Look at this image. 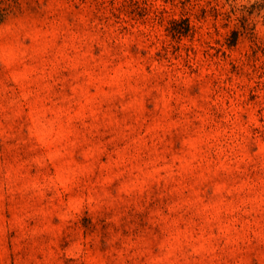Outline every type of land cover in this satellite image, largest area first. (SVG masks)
<instances>
[{
	"label": "rangeland",
	"instance_id": "374dc122",
	"mask_svg": "<svg viewBox=\"0 0 264 264\" xmlns=\"http://www.w3.org/2000/svg\"><path fill=\"white\" fill-rule=\"evenodd\" d=\"M0 7V264H264V0Z\"/></svg>",
	"mask_w": 264,
	"mask_h": 264
},
{
	"label": "trees",
	"instance_id": "16d2710c",
	"mask_svg": "<svg viewBox=\"0 0 264 264\" xmlns=\"http://www.w3.org/2000/svg\"><path fill=\"white\" fill-rule=\"evenodd\" d=\"M2 18H3V13H2V9L0 7V21L2 20Z\"/></svg>",
	"mask_w": 264,
	"mask_h": 264
}]
</instances>
